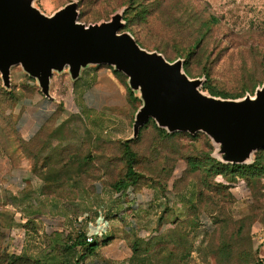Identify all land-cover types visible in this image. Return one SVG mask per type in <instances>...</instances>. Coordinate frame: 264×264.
I'll return each instance as SVG.
<instances>
[{
  "label": "rangeland",
  "instance_id": "rangeland-1",
  "mask_svg": "<svg viewBox=\"0 0 264 264\" xmlns=\"http://www.w3.org/2000/svg\"><path fill=\"white\" fill-rule=\"evenodd\" d=\"M71 1L86 24L123 10L122 31L168 61L183 59V70L203 81L204 93L235 99L264 86V0H34V5L50 15ZM99 68L117 83L119 93L110 99L121 105L105 104L92 90ZM86 70L76 81L54 73L55 109L28 141L30 125L40 123L34 120L44 96L20 66L11 69L9 89L0 77V256L12 236L2 208L21 193L39 197L43 214L63 222L58 221L63 233L53 237L63 244L48 237L49 246H27L33 253L29 264H84L79 251L69 249L78 235L100 243L93 258L105 264H264V148L254 154L255 163L222 165L206 134L166 136L149 120L129 142L136 184L115 192L113 184L125 176L123 143L140 100L129 95L126 76L112 67ZM137 190L150 199L136 202ZM28 228L44 236L36 222Z\"/></svg>",
  "mask_w": 264,
  "mask_h": 264
},
{
  "label": "water",
  "instance_id": "water-1",
  "mask_svg": "<svg viewBox=\"0 0 264 264\" xmlns=\"http://www.w3.org/2000/svg\"><path fill=\"white\" fill-rule=\"evenodd\" d=\"M78 15L76 1L47 15L34 0H0L3 86L10 88L11 69L20 66L40 93L53 99L54 73H67L76 81L89 67L107 65L126 76L128 88L140 100L128 140L153 120L168 133L206 134L213 156L224 164H249L264 148V86L235 99L204 93L203 81L183 70V59L168 61L122 31L123 10L90 24L80 22Z\"/></svg>",
  "mask_w": 264,
  "mask_h": 264
},
{
  "label": "crops",
  "instance_id": "crops-1",
  "mask_svg": "<svg viewBox=\"0 0 264 264\" xmlns=\"http://www.w3.org/2000/svg\"><path fill=\"white\" fill-rule=\"evenodd\" d=\"M91 70V68L89 69ZM88 71V70H86ZM85 73V70H84ZM90 73V72H89ZM91 74V73H90ZM93 74L95 75L94 80V86L92 87V90L95 91V93L102 94V99H105V104H109L111 106H119L122 103H116L112 102V98L110 99V96H112L115 93H119V88H117V83L113 79V77L104 69H94ZM83 73L81 77H83ZM80 77V78H81ZM84 104L88 107H91L93 109H96V105L94 103H88L83 98ZM42 106L39 108L36 112V116L34 120L35 122H40L38 125L33 124L30 125L29 132L27 131L26 136L24 137L27 141L31 140L34 135L35 131L38 129V127L43 123L46 117H48L49 112L55 109V103L52 102L48 98H42L41 100ZM37 126V127H36ZM13 183L18 186L20 189L23 188L24 184L20 182L19 177L13 178ZM135 191L133 193L135 201H148L150 198L146 197V194L144 190L138 192ZM15 193V192H14ZM31 195L26 194H17L14 195L12 198H10V201H7V207L2 208L3 213H6L9 218V224L6 229H9L11 231V238L9 239V246L6 250L9 254H14L16 256L22 257L24 259L30 260L33 257V253L29 252L27 249V246H42L46 247V244L49 246V241H52L54 245H61L63 244L61 241L58 242L57 239H53V237L56 234L63 233L62 232V224H58V221L62 218L58 219L57 216H55L53 219H49L47 217H50L49 215L43 214V208L41 205H43V201L40 200V198H36V200ZM134 203V202H133ZM131 206L132 208L136 207ZM51 212V211H50ZM2 215L4 216V214ZM48 213V212H47ZM36 222L39 226L38 232L40 234L43 233V237H36L32 234V230L28 228V224ZM95 233V232H94ZM84 238H86V235H82ZM17 239L19 240V243L17 242ZM43 239V240H42ZM92 241L89 244L96 243L98 244L93 252L86 251V247H80L77 246L75 249L79 251V253L86 252V255L83 259L85 260L84 264H105V260H94L93 254L96 253L97 249L99 248L100 243L91 237ZM104 239V238H102ZM21 241V242H20ZM71 242V240H70ZM35 259V258H34ZM97 261V262H96Z\"/></svg>",
  "mask_w": 264,
  "mask_h": 264
},
{
  "label": "trees",
  "instance_id": "trees-1",
  "mask_svg": "<svg viewBox=\"0 0 264 264\" xmlns=\"http://www.w3.org/2000/svg\"><path fill=\"white\" fill-rule=\"evenodd\" d=\"M113 71L116 74H120L119 72H117L115 70H113ZM128 93L131 96L134 95L130 89H128ZM210 94L216 96V94H214V93H210ZM134 98L139 99L136 96H134ZM223 98H227V97L223 96ZM154 124H155V122H154ZM156 127L159 130V132L163 133L166 136H170V135H174V134L179 133V132L168 133L165 129L159 128L157 125H156ZM141 129H140V132H141ZM140 132H139V135H140ZM139 135H138V137H139ZM138 137L136 139H132V140L127 139L123 143L124 156L126 159V172H125L124 179L122 181H120L116 184H113V189L115 192H120V191L124 190L125 188H127L129 186V184H132V185L136 184V180H137L138 175H137L136 171L134 170V165H133L134 164V154L129 148V142L137 140ZM217 161H218V163H220L222 165L234 166V167H243L244 165H248V164H234V165L233 164H224V163L220 162L219 160H217ZM255 162L256 161L253 160V162H251L250 164L255 163ZM89 243L90 242H87L86 238H84V236L78 235L75 239H73L71 241V244L69 245V249H75L77 246H80V247H84V248L86 247L85 248L86 251L93 252L98 244H96V243L89 244ZM79 255H80V259L82 260L85 257L86 252L79 253ZM0 264H29V260H26L22 257L14 255V254H7L4 252L0 256Z\"/></svg>",
  "mask_w": 264,
  "mask_h": 264
},
{
  "label": "built area",
  "instance_id": "built-area-1",
  "mask_svg": "<svg viewBox=\"0 0 264 264\" xmlns=\"http://www.w3.org/2000/svg\"><path fill=\"white\" fill-rule=\"evenodd\" d=\"M86 241H87V242H91V241H92L91 237H87V238H86Z\"/></svg>",
  "mask_w": 264,
  "mask_h": 264
}]
</instances>
